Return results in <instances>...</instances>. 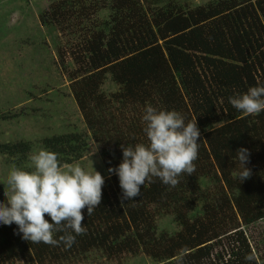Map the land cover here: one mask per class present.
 <instances>
[{"label": "trees", "instance_id": "obj_1", "mask_svg": "<svg viewBox=\"0 0 264 264\" xmlns=\"http://www.w3.org/2000/svg\"><path fill=\"white\" fill-rule=\"evenodd\" d=\"M101 10L107 11L103 18ZM38 19L77 33L68 53L73 68L63 71L99 145L105 184L101 204L90 216L84 210L86 234L71 248L29 242L15 223L0 224V264H60L94 250L104 257L140 251L164 264H257L245 259L254 253L241 226L264 218V111L245 115L229 97L264 84V0H208L191 7L177 0H54ZM106 75L117 86L109 93L100 88ZM149 104L178 111L185 123L197 119L196 170L181 175L175 187L153 178L140 196L125 200L118 175L108 170L121 163L122 144L148 143L142 116ZM88 138L84 131H68L40 143L63 165L84 154ZM241 147L250 150L252 170L242 183ZM29 148L20 139L0 143V153L18 158ZM201 178L210 187L203 188ZM160 214H170L178 230H157Z\"/></svg>", "mask_w": 264, "mask_h": 264}, {"label": "clouds", "instance_id": "obj_2", "mask_svg": "<svg viewBox=\"0 0 264 264\" xmlns=\"http://www.w3.org/2000/svg\"><path fill=\"white\" fill-rule=\"evenodd\" d=\"M229 101L245 115H259L264 111V84L233 95ZM142 121L148 143L122 144L121 163L108 170L118 175L125 200L140 196L141 187L146 181L154 182L153 178L175 187L181 175L189 176L196 170L194 161L200 147L196 118L185 123L178 111L149 104ZM236 153L240 165L237 177L242 183L252 175L247 167L250 150L241 147ZM58 157L54 151L40 150L30 157L33 170L12 165L4 199L0 200V224L15 223L29 242L71 248L77 236L87 232L84 210L90 216L102 202L105 178L94 168L88 171L79 164L62 166ZM57 233L63 234L57 238ZM245 259L252 262L256 257L251 254Z\"/></svg>", "mask_w": 264, "mask_h": 264}, {"label": "rangeland", "instance_id": "obj_3", "mask_svg": "<svg viewBox=\"0 0 264 264\" xmlns=\"http://www.w3.org/2000/svg\"><path fill=\"white\" fill-rule=\"evenodd\" d=\"M52 1L0 0V143L19 139L30 143L24 157L0 153V185L3 190L7 188V176L12 165L33 170L30 157L45 150L40 143L43 136L68 131L86 132L89 136L88 147L80 158L62 166L79 164L85 170L95 169L103 176L106 175L99 155V145L90 138L84 126L68 87V77L63 71L64 68H73L68 53L78 38L77 33L71 35L67 31L43 26L38 19L39 12L45 10ZM177 1L191 7L208 0ZM97 15L103 18L107 11L101 10ZM58 49L64 54L59 56ZM100 88L109 93L117 86L106 75ZM123 111L127 113L128 107ZM200 185L203 188L210 187L209 181L204 178L200 179ZM155 223L157 230H164L168 234L178 230L170 214L157 215ZM241 227L257 264H264V218ZM221 243L216 250L222 248ZM164 262H157L140 251L104 257L94 250L77 258L63 260L60 264Z\"/></svg>", "mask_w": 264, "mask_h": 264}]
</instances>
